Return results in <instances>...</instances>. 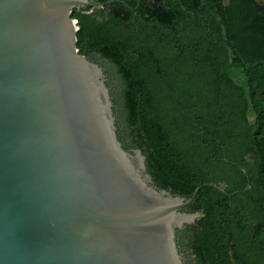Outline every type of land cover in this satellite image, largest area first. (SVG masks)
<instances>
[{"label": "trees", "instance_id": "16d2710c", "mask_svg": "<svg viewBox=\"0 0 264 264\" xmlns=\"http://www.w3.org/2000/svg\"><path fill=\"white\" fill-rule=\"evenodd\" d=\"M93 1L73 10L76 46L105 69L123 147L156 188L225 191L199 190L177 245L264 264V0Z\"/></svg>", "mask_w": 264, "mask_h": 264}, {"label": "water", "instance_id": "95a60500", "mask_svg": "<svg viewBox=\"0 0 264 264\" xmlns=\"http://www.w3.org/2000/svg\"><path fill=\"white\" fill-rule=\"evenodd\" d=\"M103 4L0 0V264H184L176 231L201 213L183 209L204 186L225 193L156 188L123 147L72 18Z\"/></svg>", "mask_w": 264, "mask_h": 264}, {"label": "flooded vegetation", "instance_id": "af4514ba", "mask_svg": "<svg viewBox=\"0 0 264 264\" xmlns=\"http://www.w3.org/2000/svg\"><path fill=\"white\" fill-rule=\"evenodd\" d=\"M95 63H100V61L98 60ZM103 70H105L103 68ZM106 75V74H105ZM108 76L106 75V81H108ZM127 150L132 151L134 150L133 148H127ZM179 250L184 254V263L185 264H197L195 261V257L194 255L191 253V250L186 249L184 246H178Z\"/></svg>", "mask_w": 264, "mask_h": 264}, {"label": "rangeland", "instance_id": "374dc122", "mask_svg": "<svg viewBox=\"0 0 264 264\" xmlns=\"http://www.w3.org/2000/svg\"><path fill=\"white\" fill-rule=\"evenodd\" d=\"M225 1H227V0H225Z\"/></svg>", "mask_w": 264, "mask_h": 264}]
</instances>
